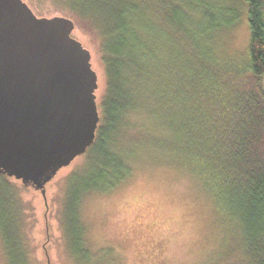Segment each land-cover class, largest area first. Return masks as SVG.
I'll return each mask as SVG.
<instances>
[{"label": "trees", "instance_id": "trees-1", "mask_svg": "<svg viewBox=\"0 0 264 264\" xmlns=\"http://www.w3.org/2000/svg\"><path fill=\"white\" fill-rule=\"evenodd\" d=\"M65 1L98 36L105 78L95 139L66 179L60 220L66 243L81 241L83 195L108 189L129 173L126 158L111 144L125 114L141 108L160 118L170 136L159 140L217 199L233 233L236 264H264V0H245L250 37L247 54L235 63L215 60L198 37L238 14L220 21L204 0ZM172 28L187 59L174 83L156 66L162 52L156 43L167 50ZM156 85L165 87L159 97ZM9 178L0 172V233L8 264H30L27 206Z\"/></svg>", "mask_w": 264, "mask_h": 264}, {"label": "rangeland", "instance_id": "rangeland-1", "mask_svg": "<svg viewBox=\"0 0 264 264\" xmlns=\"http://www.w3.org/2000/svg\"><path fill=\"white\" fill-rule=\"evenodd\" d=\"M24 1L37 16L63 15L74 21L72 36L91 53L92 67L98 76L95 94L99 102L105 78L98 36L65 0ZM204 1L213 7L214 16L220 21L235 14L238 18L207 27L198 37L199 42L220 63L244 59L250 37L246 1ZM177 3L185 10L182 1ZM170 35L167 50L162 41L156 43L162 51H158L156 66L174 83L178 75L185 73L187 59L184 52H178L183 41L178 39L177 43L174 38L178 37L177 30L172 28ZM164 89L154 87L157 97ZM171 90L166 89L165 94L174 100ZM148 136L157 137L158 141L152 143ZM161 136L169 138L170 133L156 115L141 108L125 114L123 129L111 147L124 155L129 173L108 189H91L83 195L78 214L84 230L78 246L66 243L60 220L66 179L84 162V157L77 156L46 184L45 200L38 190L24 189L20 180L10 177L27 206L29 263L236 264L233 233L217 199L175 150L159 140ZM0 264H8L1 233Z\"/></svg>", "mask_w": 264, "mask_h": 264}, {"label": "water", "instance_id": "water-1", "mask_svg": "<svg viewBox=\"0 0 264 264\" xmlns=\"http://www.w3.org/2000/svg\"><path fill=\"white\" fill-rule=\"evenodd\" d=\"M74 21L0 0V172L38 190L93 143L100 113L91 53Z\"/></svg>", "mask_w": 264, "mask_h": 264}]
</instances>
